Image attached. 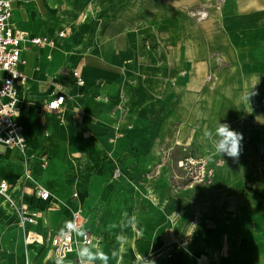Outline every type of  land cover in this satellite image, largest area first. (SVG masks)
I'll return each instance as SVG.
<instances>
[{"label":"rangeland","instance_id":"obj_1","mask_svg":"<svg viewBox=\"0 0 264 264\" xmlns=\"http://www.w3.org/2000/svg\"><path fill=\"white\" fill-rule=\"evenodd\" d=\"M112 9L137 24L121 77L73 91L57 70L61 114L45 108L56 74L26 80L29 167L100 226L107 264H264V0H89L74 31ZM218 122L243 135L238 159L204 138Z\"/></svg>","mask_w":264,"mask_h":264},{"label":"crops","instance_id":"obj_2","mask_svg":"<svg viewBox=\"0 0 264 264\" xmlns=\"http://www.w3.org/2000/svg\"><path fill=\"white\" fill-rule=\"evenodd\" d=\"M85 9H89V0H14L12 2L13 17L11 24L15 29L26 32L29 38L46 37L54 43H57V41L62 42L60 48L56 44L53 46L33 45L29 41L22 44V56L25 64L21 67V71L26 76V80L38 79L41 70H48L52 74H56V77H54L56 84L51 83L54 87V93L48 96V101L56 95L59 89L64 88L69 94L65 106L69 103L71 93L67 86L61 82L67 76L57 71L68 70L64 69V67L69 66L71 68V76L69 78H71L70 85L73 91L75 88H77V91L79 89L83 90L98 82L112 84L128 68L131 53L130 47L133 40L134 28L137 25L130 14L121 9H112L110 15L108 13H100L98 17H94V20L96 18V29H94L90 37L85 38L83 36L84 33L79 34L78 31L86 27H92L93 13L91 11L87 12L81 29L74 31L72 26V19L78 18L79 13ZM263 61L258 64H260L261 71L264 74ZM75 69L80 70L84 79V86L75 83L73 78V70ZM26 80L20 81L17 86L19 100H21L20 96L28 89ZM74 95L76 94L74 93ZM25 120L26 117H24L22 111L20 123L27 140L25 153L17 152L18 149L10 150L0 147L2 152L0 156V179L8 181L12 185L13 183L17 184L20 182L22 188L23 185L20 179L24 173V164L27 159L30 161L28 155L35 150L37 143L33 139L32 133L25 126ZM260 134L264 136L263 129L260 130ZM14 161L21 163L19 173H16L17 170L11 165ZM36 166L39 168L38 171H36ZM30 168L35 182L45 187L60 200H63L64 203L67 202L48 186V170L45 171L38 161H35L34 165L30 166ZM44 178L47 180L43 182ZM13 187L11 194L17 199L20 193H15ZM25 202L30 206L31 210H41L46 205L29 194L26 195ZM0 203V248L3 250L1 254L2 264H25L24 234L14 221V216L9 206L2 200ZM71 204L69 202L68 205L70 208H73L71 207L73 204ZM74 207L77 208L75 205ZM69 211V209L62 207L61 210L48 214L47 222L53 231L70 221L71 213ZM82 216L85 218L84 229L90 232L95 238V245L91 248L92 251L95 252L98 250L101 252L98 241L100 237L97 234L100 226L92 218L88 224V216ZM29 230L42 235L45 240L47 239L48 230L45 222L41 221L39 225L31 226ZM50 250L51 245L49 243L30 246L31 264H45V257ZM49 264L54 263L50 261ZM96 264H102V262L98 260Z\"/></svg>","mask_w":264,"mask_h":264},{"label":"built area","instance_id":"obj_3","mask_svg":"<svg viewBox=\"0 0 264 264\" xmlns=\"http://www.w3.org/2000/svg\"><path fill=\"white\" fill-rule=\"evenodd\" d=\"M13 1L0 0V147L21 149L26 145V138L20 123L23 108L18 98L17 86L20 81L27 79L21 71V67L25 64L22 44L29 41L33 45H45L48 39L29 38L26 32L13 27L11 24ZM73 78L76 84H84L80 70H73ZM68 96L66 89H59L51 100L46 101L45 108L49 112L61 114ZM1 154L0 150V156ZM21 182L22 192L16 199L11 194L12 184L0 179V201H4L9 206L14 221L24 234L25 264H31L30 246L47 243L51 245V250L45 257V264H49L50 261L54 264H79L78 248H92L95 245L93 235L84 229L85 218L81 212L70 208L45 187L35 182L28 159L24 164ZM28 194L45 203V207L41 210H31L25 202ZM62 207L70 210V221L53 231L47 222L48 214L59 211ZM41 221L45 222L48 230L46 240L42 235L29 230L31 226H37ZM2 252L0 248V264H2Z\"/></svg>","mask_w":264,"mask_h":264},{"label":"clouds","instance_id":"obj_4","mask_svg":"<svg viewBox=\"0 0 264 264\" xmlns=\"http://www.w3.org/2000/svg\"><path fill=\"white\" fill-rule=\"evenodd\" d=\"M255 93L250 92L245 99L249 103L250 95ZM203 136L209 141L214 148V151L220 156L226 154L228 157L238 159L241 152V142L243 135L235 130H232L227 123L217 124L214 132L205 129ZM79 256V264H96V261H101L102 264H107V256L100 251H92L89 247H80L77 250ZM138 264H156L154 259H146L143 257L138 261Z\"/></svg>","mask_w":264,"mask_h":264},{"label":"bare ground","instance_id":"obj_5","mask_svg":"<svg viewBox=\"0 0 264 264\" xmlns=\"http://www.w3.org/2000/svg\"><path fill=\"white\" fill-rule=\"evenodd\" d=\"M85 23H86V21H85ZM88 26V25H87ZM48 39V38H47ZM54 42L53 41H51V40H48L46 43H45V45H49V46H53L54 44H53ZM44 45V46H45ZM77 85H79V84H77ZM21 88V87H20ZM103 94H104V92H103ZM119 95V94H118ZM103 96V95H102ZM26 142H27V140H26ZM25 148H26V145L23 147V148H21V149H18L17 150V152L19 151V152H21L22 154H24L25 153ZM10 150H12V149H10ZM48 168V167H47ZM47 168H43L44 170L46 169V170H48ZM38 167L36 166V171H38ZM45 170V171H46ZM43 172V171H42ZM37 174V173H36ZM4 181H6V180H4ZM58 186V185H57ZM59 187V186H58ZM59 189V188H58ZM62 202H64L63 200H62ZM67 203V202H66ZM70 204H71V202H70ZM72 205V204H71ZM69 206V205H68ZM71 207H73L74 208V205L73 206H71ZM5 209H6V207H5ZM77 209H79V208H77ZM77 209H75V210H77ZM70 212V211H69ZM45 235V234H44ZM13 237V236H12ZM97 237V236H96ZM19 244V243H18ZM20 246H21V244H19ZM18 245V246H19ZM20 248V247H19ZM19 250V249H18ZM16 251V250H15ZM20 251V250H19ZM17 252V251H16Z\"/></svg>","mask_w":264,"mask_h":264}]
</instances>
